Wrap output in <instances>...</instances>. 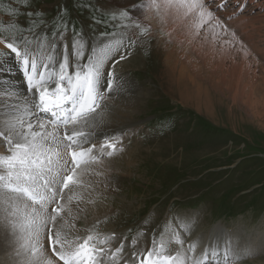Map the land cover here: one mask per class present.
Returning a JSON list of instances; mask_svg holds the SVG:
<instances>
[{
	"label": "snow or ice",
	"instance_id": "obj_1",
	"mask_svg": "<svg viewBox=\"0 0 264 264\" xmlns=\"http://www.w3.org/2000/svg\"><path fill=\"white\" fill-rule=\"evenodd\" d=\"M226 6L224 0L217 10ZM131 7L189 19L195 35L206 25L214 36L215 28L229 31L205 0H138ZM234 7L243 12L245 5L237 0ZM64 12L61 8L44 20L42 10L29 11L27 30L0 21V45L8 50L0 49V234L8 245L10 264H236L258 255L246 241L229 234L210 240L196 256L200 238L185 247L177 231L190 234L194 216L173 217L176 225L169 221L147 248L137 247L143 235L138 233L127 253L115 233L98 231L101 221L94 213L107 196L97 191L99 182L90 177L104 175L95 166L123 151L118 148L122 139L105 135L99 145H85L99 127L103 112L97 110L107 94L122 90L123 77L118 78L115 68L126 59L122 49L127 30L143 35L150 25L125 9L110 17L123 32L101 33L102 39L90 42L75 25L68 36ZM79 221L83 228L77 227ZM172 243L180 246L174 252L169 251Z\"/></svg>",
	"mask_w": 264,
	"mask_h": 264
},
{
	"label": "rangeland",
	"instance_id": "obj_2",
	"mask_svg": "<svg viewBox=\"0 0 264 264\" xmlns=\"http://www.w3.org/2000/svg\"><path fill=\"white\" fill-rule=\"evenodd\" d=\"M137 2L138 0H0V21H11L17 27L27 30L29 17L26 14L29 11L42 10L44 15L40 19L51 20L59 9L64 8V19L69 21L68 36L71 34V25H75L90 42L102 39L101 33L123 32L124 29L117 27L110 17L112 13L125 9L130 10L134 17H139L142 24L150 25V31L143 35L137 29L127 30L124 49L130 53L128 61L131 60L127 65H117L115 68V71L134 84L143 103L129 117L128 124H135V127L127 129L132 134L124 140L125 151L111 160L118 163L130 158L133 168L126 167L129 173L125 175H119L123 171L111 174V183L115 185L105 192L107 199L102 202L110 206L111 210L104 216L95 212V217L101 221L98 231L103 234L123 233L128 239L143 233L138 240L141 243L143 238L152 239L154 235L159 237L169 221L175 226L173 217L189 214L196 218L193 228L196 231L189 238L187 236L188 241L192 236L197 237L220 222L221 224H217H226L233 235L257 242L260 249L258 255L236 261V264H260L258 262L264 261V124L260 125L264 122V117L256 120L252 110L246 105L242 106L240 100L238 111H233L226 102V96L220 92L221 95L218 94L211 86L217 82L211 78L209 80L207 74L210 69L206 65L198 75L201 79L210 81H205L210 91H206L202 83L195 81L192 84L193 91L202 90L205 93L201 92L200 99L198 96L192 98L191 95L190 100L193 102L182 104L178 90L182 83L179 77L180 64L174 66L171 80L166 78L165 45L170 44L172 38L162 27L165 14L157 15L153 9L151 12H147L150 9L137 11L131 7ZM239 2L245 5L243 12L235 9L237 0L227 5L231 7L226 6L222 10H217V5L223 3V0H205L209 10L214 11L229 30L225 32L221 28H215L218 32L212 36L219 42L225 40L236 45L243 44L256 59V63H252V68L249 69V77L262 89L264 0ZM10 13L13 15L9 16ZM205 27L208 28L207 25ZM36 32L39 33V28ZM233 32L235 38L231 34ZM24 34L31 38L30 32L25 31ZM48 35L51 36V31ZM129 39L136 40L139 45L136 41L129 45ZM0 49L8 51L1 46ZM135 57L139 58L137 62ZM236 60L239 61L237 58ZM227 62L235 78L231 60ZM221 91L225 92L224 87ZM261 91L263 94L264 89ZM262 96L259 97L262 100L260 107L264 105ZM196 103L201 104L197 106ZM137 150L138 156L134 157ZM122 156L123 160L118 159ZM89 221L93 222V217H89ZM77 227L83 228V221H79ZM177 231L180 235L184 233L179 228ZM122 235L118 234V237L123 240ZM1 240L0 235V252H3ZM0 264H3L1 259Z\"/></svg>",
	"mask_w": 264,
	"mask_h": 264
},
{
	"label": "bare ground",
	"instance_id": "obj_3",
	"mask_svg": "<svg viewBox=\"0 0 264 264\" xmlns=\"http://www.w3.org/2000/svg\"><path fill=\"white\" fill-rule=\"evenodd\" d=\"M234 1L235 0H230L227 3V5H230ZM227 7H231V6H227ZM153 10L150 9L147 11L145 9V11L147 12H151ZM162 21H163L162 27H164V31H166V33L169 34L168 36L172 38L171 43L165 45V47H167V55H165L166 56V74H167L166 78L171 80V78L173 77V73H174V66L176 64L177 65L180 64L179 77L182 83L180 84L178 90L180 91V95L182 98L181 99L182 104H190V102H193L191 101L192 100L191 95H192V98L193 96L195 97L198 96L199 98L203 92L205 93V91L202 92V90L200 91L198 90V92L193 91L192 84L194 85L195 81H199L200 84L202 83L204 85L203 87L206 88V91H210L209 85H207L205 81L210 82L212 79V81L217 82V83H212L211 86L214 88V90L218 94L221 93V94H224V96H226L225 98L227 99L226 102L230 105L228 106L231 109H233V111H235L234 109L238 111V108L240 106L238 104V101L240 100L242 106L246 105V107H249L252 110L251 112L256 120L257 118L261 120L264 117V113H263L264 105L263 107L262 106L260 107V105L262 104L261 103L262 100L259 98L260 95L264 96V93L261 94L262 93L261 90L264 88L259 89V86L256 85L255 82H253V80H251V78L249 77V72H250L249 69L252 68V63L254 62L256 63V59L253 58V56H251L250 52L243 46V44L236 45L232 41L226 42L225 40H222L221 42H219L214 36H212L213 31L206 27L201 29L204 31H200L199 35H195L194 29L191 28V21L189 19H183V20L177 19L176 16L172 14H165V17L162 19ZM217 32L218 31L215 30V34H217ZM133 36L135 37L134 33H133ZM136 43L139 45V42L136 41ZM0 46L4 48L3 45H0ZM140 47L143 51L142 46ZM122 52H124V54L126 55V59L121 61L118 64V66L127 65L129 61L131 60L130 59L128 61L129 52L125 51V49H122ZM236 58L239 61H237ZM134 59L136 61L139 58L135 57ZM228 60H231V63H232L231 66L235 69V73H234L235 78L232 76V72L229 66L230 64H228L227 62ZM205 65L210 69V73L207 74L210 81L203 80L198 75L199 72L201 71V68H204ZM234 69H232L233 72H234ZM238 70L239 72H237ZM116 73H117L118 78L123 77V80L121 81V84L123 86L122 90L117 93L107 94L109 98L106 101H104L101 108L97 110L98 112H103V116L99 120V127L95 129V135L91 138L89 144L85 145V147L90 146V144L92 143L99 145L100 143L103 142V138L105 135H107L108 137H113V136L120 137L122 139V144L118 145V148L123 147V151H117L116 154L113 155L111 158L105 157L102 166H95L99 171H102L104 175L100 177H97V176L90 177V179L94 183L99 182L97 191L103 192L104 194H106L105 192H107L109 189L114 188L115 184L111 183V180L113 179L111 174L113 172L123 171L119 173V175H125V173H129V169H126V167L133 168L132 164L130 163V158L124 159V156H122L118 159L120 160L124 159V160L119 161L118 163H116V160L114 162H111V160H114L115 158L119 157L125 151L126 144L124 143V140L126 139L128 135L132 134L127 129L135 127V124H128L129 117L133 116L135 111L140 106H142V103H143L142 96L138 92H136L135 88L133 87L134 84H132V82L129 81L128 78L124 77L123 74L117 71ZM229 76H232V77L230 78ZM245 77H247L248 80ZM16 79L20 80L21 78L17 76ZM160 79H163V78H160ZM199 83L197 82V84ZM170 87H173V86H170ZM223 87L225 89V92L221 91V88ZM20 88L21 90H24L25 85L21 83ZM172 89L173 88H171V90ZM209 101L210 100H208V102ZM200 104L196 103L197 106H200ZM208 108L210 107L208 106ZM262 124H264V122L263 123L261 122L260 125ZM138 152L139 150L136 151V155H134V157L138 156ZM111 168H113L114 170H112ZM105 183L107 184V187H105ZM104 204L102 203L97 204L96 210H95V212L98 211V213H102L103 214L102 216L109 213L111 210L110 206H106ZM89 217H92V216L90 215ZM217 223L221 224L220 222H217ZM217 223H215L216 225L215 224L213 225L212 229L210 228L206 232L203 231L202 233H200L199 236L197 237L195 235L192 236L191 239H189V241L187 239L190 237V235L194 234L196 229L192 230L190 234L183 233L181 235V238L183 240H187V241H184V246L187 247L188 244L192 243L199 237L200 243L195 250V255L199 257L201 256L205 246L209 243L210 240L214 241L217 237L226 238L229 234H231L234 237H239V241H246L251 247H254L257 250H260L257 242L251 241L250 239L247 240L245 239L246 237L243 238V237H240L239 235H233L234 233L232 234L231 231H229V227L226 224H222L223 225L222 226ZM111 234L113 233H106V235H111ZM0 235L2 238L1 241H2V246H3V252H0V259L2 260L3 264H10L9 258H8L9 250H6V248H8V245L5 241L4 236L2 234ZM116 237H117V241L122 240L118 237L117 234H116ZM117 241H113L112 243L113 248L117 246ZM123 241L125 245V253H127L131 241H125V240ZM151 241L152 240L149 238H143V241H141V243L140 241H138L137 247L143 246L147 248L151 245ZM239 241H236V242L238 243ZM174 244L175 243H172L170 245L169 251L174 252L178 248L177 245H176L177 248H174ZM222 252H223V246H221V253ZM247 258H251V257H247ZM247 258L238 259L237 261L239 262V260H243ZM258 263L264 264V261H261Z\"/></svg>",
	"mask_w": 264,
	"mask_h": 264
}]
</instances>
